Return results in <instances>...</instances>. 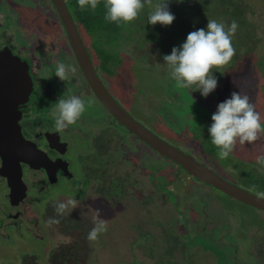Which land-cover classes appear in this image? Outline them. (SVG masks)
I'll list each match as a JSON object with an SVG mask.
<instances>
[{"label": "rangeland", "instance_id": "obj_1", "mask_svg": "<svg viewBox=\"0 0 264 264\" xmlns=\"http://www.w3.org/2000/svg\"><path fill=\"white\" fill-rule=\"evenodd\" d=\"M191 1L196 2L198 9L194 10V17L187 18L181 25L177 22V11L173 9L180 3L172 2L168 8L175 19L170 25H148L146 19L144 24V19L139 18L141 12L134 21L123 23L120 30L125 44L114 50L119 62L115 66H112L114 62H106L104 69L111 74L101 71V76L116 101L142 126L168 144L191 153L229 182L247 189L243 172L264 176V168L255 163V157L264 153V137L252 144L237 143L229 158L224 159L226 165L217 156L205 154L200 141L189 137L195 136L196 129L205 131V126L208 128L217 103L228 98L233 91L247 95L264 120V0H240L243 10L245 7L247 11V20L253 26L252 32L247 23L243 25L250 36L249 45L237 47L243 37L236 30L232 39L236 53L227 65L213 69L218 83L206 98H202L198 91L175 87L162 60V56L170 53L173 46L180 45L190 31L203 28L216 9L215 0H183L181 3ZM0 4L10 11L13 20L9 30L12 21H4L0 10V31L8 42L10 39L12 43H18L14 33H20L22 29L31 51L40 49L45 53L50 45V50L74 63L65 36L55 30L59 22L48 0H28L22 8L12 6L19 4V0H0ZM155 4L150 0L144 8L149 13ZM215 19L230 23L220 16ZM80 34L85 46L89 47L93 38L83 29ZM106 40L114 45L108 41L107 35ZM112 41L115 42L116 37H112ZM101 42V37L94 39L93 47H98L97 43ZM250 47L253 50L247 54ZM237 55L241 56L239 60ZM94 64L98 65V60ZM76 79L78 90L84 89L85 83L77 67ZM91 99L90 102L99 107ZM104 112L102 109L100 115ZM111 119L108 117V125L110 129H117L119 136L109 133L108 127V153L112 152L113 162L112 169L104 171L103 175L112 178L113 192L120 193V197L125 195V204L120 207L113 225L97 239L89 240L87 235L95 225L97 210L99 215L108 210L99 203L96 206L101 209H79L90 214V224H83L84 217L69 220L67 206L58 214L53 207L45 209L48 205L41 203L40 207L35 204L32 199L35 193L30 189L28 196L30 194L31 198L25 200L30 201L22 205L25 214L19 217L17 225L8 230L0 227V264H264V213L190 177L137 138L132 139L133 135L120 125L116 127ZM77 128L78 132L83 129L80 124ZM125 136L132 141L128 143ZM114 138L119 142L113 144ZM88 139L81 142L76 137L72 141L70 160L77 156L79 148L91 152L94 145L91 136ZM127 147L132 153L136 151L132 158L134 167L123 162V157L133 156ZM205 148L211 155L218 151L208 141ZM118 169L124 176L121 186L116 181ZM159 175L164 179H154ZM250 189L256 194L264 192L258 186ZM62 190L60 182L50 187L41 199L61 194ZM132 192L135 203L130 195ZM0 196H3L2 188ZM38 198L36 195L35 200ZM139 200L145 204L135 205ZM6 204L0 205V219L7 212ZM116 212L115 207L109 209V213ZM50 218L59 222L52 223ZM142 221L144 227H137L136 223ZM7 223L4 220L3 224ZM113 233H116L115 240L107 239ZM65 250L71 257L59 263L58 253Z\"/></svg>", "mask_w": 264, "mask_h": 264}, {"label": "flooded vegetation", "instance_id": "obj_2", "mask_svg": "<svg viewBox=\"0 0 264 264\" xmlns=\"http://www.w3.org/2000/svg\"><path fill=\"white\" fill-rule=\"evenodd\" d=\"M48 1L52 7V12L55 14L59 22V26L56 27L55 30L57 32L61 31L67 40L66 32L64 26L61 24L60 16L52 1ZM27 3L28 0H19V4L12 6L22 8L25 7ZM0 10L4 21H8L9 19L12 21L11 28L9 29L11 30L13 20L10 18V11H8V9L1 4ZM34 17L37 16L34 15ZM23 31L24 30L21 29V31H19L20 33H14L17 37L18 43H12L10 39L8 42L7 37L0 31V51L5 48L9 49L13 56L18 57L22 62H25L28 65L29 75L32 80V92L28 100L18 106V111L20 112L19 126L23 138L34 144L35 147L47 157L48 161H44L43 164L45 165H43L40 169H32L27 164H21L22 181L27 188V195L26 198L18 205L11 204L9 198L10 191L8 189L6 179L0 174V188H2L3 194L2 197L0 196V205L7 202L5 206L7 212H5L3 217L0 219V227H6V230H8L9 228H14L17 225L19 217H22L25 214V212L22 211V205L29 203L30 200H25L29 197L31 198L30 194L28 196V191L32 189L33 193H35V195H33L34 198H32L35 204H38L41 207V203H43L44 205H48L45 209L50 207L56 209V206L59 203H65L70 211L69 220L76 221L78 218L84 217L83 224H90V214L88 212H80L79 209L87 208L92 210L93 207L101 209L96 206L98 203L101 204L106 210H108V212L100 214V217L106 221L107 231L108 227L113 225L115 217L119 215L120 207L125 204V195L120 197V193L116 194L113 192L112 187L114 185H112V178L110 176L108 177L103 175L104 171L112 169V152L110 154L108 153L110 135L108 134L109 123L107 122L108 117H112L95 98L84 79L85 88L78 90L76 67L78 68L80 74L81 70L68 40L69 50L74 63H72L70 59L60 57V55H58L53 49L50 50V45H48L45 49V53H42L40 49H34L31 51L28 48V44L26 45L25 43L26 38L23 35ZM88 35L90 36V34ZM90 37L93 38V40H91V45L86 47L88 55L104 87L109 91L112 97L117 100L110 92L107 84L101 76V71L107 73L108 75L111 74V72L108 73L103 70V65L101 63L102 60L96 56L95 52L99 50L102 53L105 52L111 54L115 58L116 53L114 50L118 49V47L107 42L106 37H103V35L102 42L97 43L98 47H93L94 39L98 40L99 37ZM45 54L46 56H44ZM114 58L109 61L114 62L112 66H115L117 61V59L114 60ZM58 60L71 65L73 68V71L69 73L68 78L64 81H60L59 78L55 76V66ZM95 60H98V65L94 64ZM72 95H78L83 100L85 99L86 102H89L90 97H92L91 101L95 100L99 107L94 106L91 102L90 104L86 103V110L76 123L69 125L64 130L57 131L54 126L53 116L55 105L58 99H67ZM102 109H104L105 112L100 115ZM112 121L115 122L116 127L119 126L114 119ZM78 124H80L83 128L81 132H78ZM83 130H86L88 133H84ZM112 130L113 129L111 128L109 133L119 136L117 129L114 128V132ZM90 136L92 139L91 144L93 143L94 145L93 148H91V152L87 150V148H79L77 156H73V160H70L68 156L72 150V141L75 140L76 137H78L81 142L89 141L88 137ZM125 138L128 140V143L132 141L128 138V136H125ZM135 138L136 137H132V139ZM118 142L119 139L117 138H114L112 141L113 144ZM127 148L129 149L130 147ZM129 152L133 154V156L123 157V162L129 163L132 167H134L132 158L136 156V151L132 153V150L129 149ZM116 173H118V176L116 177L117 185L121 186V180L123 181L124 178L123 173L119 169ZM120 174H122L121 177ZM155 178L164 179V176L160 177L159 175L155 176ZM29 179L31 183L27 184ZM60 182L63 185L61 194H57L46 200L41 199L42 195H44L50 187H54ZM246 190L251 191L250 188H247ZM133 191L136 193L135 188H133ZM133 193L134 192L130 195H132V199L135 203L136 198ZM36 195H39L37 200H35ZM70 198L76 200V204L74 206L68 205L67 202ZM135 205H139V202L137 201ZM114 207L117 212L115 214L109 213V209ZM4 220L8 221L6 225L3 224ZM136 226L143 228V221L136 223ZM115 237L116 233H113V236L107 237V239L114 241ZM58 254L59 256L57 261L59 263L66 262V260L71 257L68 254ZM52 259L54 260L53 256Z\"/></svg>", "mask_w": 264, "mask_h": 264}, {"label": "clouds", "instance_id": "obj_3", "mask_svg": "<svg viewBox=\"0 0 264 264\" xmlns=\"http://www.w3.org/2000/svg\"><path fill=\"white\" fill-rule=\"evenodd\" d=\"M175 1L176 3L183 2V0H158L147 14V24L170 25L175 16L169 11L168 5ZM149 2L150 0H103L104 19L114 23L134 21ZM100 3L101 0H77V5L81 9L87 8L93 11ZM78 26L83 29L82 26ZM237 28L238 24L235 20L226 24L223 20L207 19L205 27L190 31L180 45L173 46L170 53L164 54L162 60L167 66L168 74L174 81L175 87L198 91L202 98L212 93L218 83L216 71L213 69L227 65L236 53L232 39ZM98 37L102 38V35ZM103 37L106 36L103 35ZM72 71L71 65L57 61L55 76L60 81L66 80ZM86 103L90 104V101L86 102L78 95L58 99L53 112L56 130H64L76 123L85 112ZM210 121L207 128L208 136L211 143L218 149L216 156L220 160L229 158L237 143L252 144L264 137V120L261 114L250 102L249 97L242 95L239 91H233L228 98L217 103L215 111L210 116ZM255 163L264 168V153L255 157ZM258 195L264 196V192ZM67 203L74 206L76 200L70 198ZM66 206L65 203H59L55 210L60 214ZM95 221L94 227L87 235L89 240L97 239L100 233L106 231V221L100 217L98 210ZM50 222L58 223L59 221L50 218ZM68 253L65 250L61 254Z\"/></svg>", "mask_w": 264, "mask_h": 264}, {"label": "water", "instance_id": "obj_4", "mask_svg": "<svg viewBox=\"0 0 264 264\" xmlns=\"http://www.w3.org/2000/svg\"><path fill=\"white\" fill-rule=\"evenodd\" d=\"M56 8L67 40L75 54L81 74L95 98L106 112L127 132L136 137L162 158L181 168L190 177L206 184L231 199L264 213V197L240 188L225 177L163 141L142 126L112 97L104 87L91 62L80 28L73 20L64 0H51ZM32 92L28 65L11 54L9 49L0 51V174L6 179L12 205L26 198L27 188L22 181L21 164L40 169L47 157L34 144L26 141L19 127L18 106L25 103Z\"/></svg>", "mask_w": 264, "mask_h": 264}, {"label": "trees", "instance_id": "obj_5", "mask_svg": "<svg viewBox=\"0 0 264 264\" xmlns=\"http://www.w3.org/2000/svg\"><path fill=\"white\" fill-rule=\"evenodd\" d=\"M152 1L155 3L158 2V0H152ZM65 2H66V5L68 7V10H69L73 20L78 25L82 26L83 29L87 32V34H90V36H95V35H98V36L99 35H105L106 36L107 35L108 41L114 43V45L117 47L125 44L122 32L120 30L121 25L125 22L114 23V22L106 21L104 19V11L105 10L103 8V0H101V3L98 5V7L95 11L87 9V8L81 9L77 5V0H65ZM174 3H176V1ZM242 5L243 4L240 0H215L214 8L216 7V9H213L212 15L210 17V19H212V18L215 19L216 16H220L221 18H224L229 22H231L233 20H235L237 22V24H238L237 31H239V33L243 37V39L240 40V42L238 41L237 47L242 46V45H249V42H250V40H249L250 36L248 35V32L245 30V27H243V25H246V23H247V25L252 28V32H253V26L248 22L247 17H246L247 11H246L245 7L243 10ZM173 9L177 11V14L179 16L177 22L181 25L182 23H184L186 21L187 18H191V17L195 16L194 10L198 9V6L196 5L195 1H191V2L180 3L176 6H174ZM147 14H148L147 9L143 8L141 10V14H140L139 18L144 19L143 20L144 24H146L145 19L147 17ZM244 19L246 22L243 21ZM146 22H147V20H146ZM205 26H206V23L203 25V27H205ZM112 37H116L115 42L112 41ZM252 50H253V47H250L247 51V54H250V52ZM95 54H96V56H98V58H100L102 60L101 63L103 65V70L105 71L104 66H106V62H109L114 57L111 54H108L105 52L102 53L99 50L96 51ZM240 57L241 56L237 55V60H239ZM115 59L116 58H114V60ZM117 62H119V61H116L115 65L117 64ZM195 136L192 135L191 137H189V139L199 140L200 145L202 146V150L205 154H207L209 156H216V155H211L210 153H208L209 151L205 148L206 142L207 141L209 143L211 142L210 137L208 136L206 126H205V131H201V130L196 129ZM185 138L187 139V137H185ZM221 162L224 165L227 164V163H224V160H221ZM200 163H202V162H200ZM202 164H204V163H202ZM205 166H207V165H205ZM136 171H137V169H136ZM179 173H180V170H179ZM242 175L244 177V181H246L245 185L247 188H254V187L258 186L262 190H264V176H261V175L256 174V173L251 174L249 172H243ZM136 176H137V174H136ZM152 177H153V175H152ZM154 179H155V177H154ZM166 197H167V199H169L168 195H166ZM173 199H174V195H173ZM138 202H139L140 206H143L145 204V203H140V200ZM172 204H173V202H172Z\"/></svg>", "mask_w": 264, "mask_h": 264}]
</instances>
